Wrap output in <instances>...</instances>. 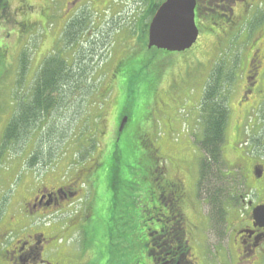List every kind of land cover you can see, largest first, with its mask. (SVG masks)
I'll return each instance as SVG.
<instances>
[{
  "label": "flooded vegetation",
  "instance_id": "flooded-vegetation-1",
  "mask_svg": "<svg viewBox=\"0 0 264 264\" xmlns=\"http://www.w3.org/2000/svg\"><path fill=\"white\" fill-rule=\"evenodd\" d=\"M48 1L49 18L52 22L59 18L64 30L85 8V13L94 11L101 0H62L65 10L60 17L62 5ZM196 3V24L203 18L214 33L234 34L233 40L242 46L239 79L244 83L238 102L230 108V121L234 113L238 118L233 166L223 153L227 167H236L226 171L231 199L225 202L224 214L204 213L198 177L187 167L173 162L171 169L166 163L153 165L146 186L140 179L119 185L116 194L110 173L96 174L100 168L94 162L73 180L38 187L22 210L1 225L3 264H264V0ZM9 4L0 0V36L9 18L18 26L19 12L26 16L24 4L11 13ZM118 131L113 145L120 139ZM228 133L229 126L225 146ZM117 196H124L121 207L114 205ZM133 198L142 208L131 204ZM61 214L69 215L61 221Z\"/></svg>",
  "mask_w": 264,
  "mask_h": 264
},
{
  "label": "rangeland",
  "instance_id": "rangeland-1",
  "mask_svg": "<svg viewBox=\"0 0 264 264\" xmlns=\"http://www.w3.org/2000/svg\"><path fill=\"white\" fill-rule=\"evenodd\" d=\"M9 1L10 13L17 11L22 4L27 10H24L26 16L23 17L21 11L18 15V23H23L25 29H19L20 24L13 25L9 18V22L5 23L9 26L5 25L0 36V57L4 54L0 60V147L5 128L16 109L17 97L30 92L45 59L54 52L61 51L64 57H69L72 52L64 50L61 20L57 18L52 22L49 18L48 0ZM57 1L61 7L62 0ZM64 8L62 5L57 11L58 17L63 15ZM147 11V5L140 0H101L98 7L90 12L96 18L90 41L95 40L96 44L90 48L94 51L93 58L87 54L86 60L93 61L90 66L93 68L92 79L99 85L97 92L87 101L83 100L81 93H75L70 102L79 110L77 115L72 113L69 120H65V110L60 112L59 126L72 130L65 140L51 142L50 150L55 154L53 160L44 152L45 156H40V163L35 169L29 168L27 155L29 148L33 152V144L23 152L14 148L0 155V228L9 222L12 214L22 210L38 187L51 188L61 181L73 180L82 168L87 169L92 163L100 162L101 156L104 159L111 152L109 147L113 146L117 129L120 132L121 122L127 113L132 123L136 118L143 117L137 137L133 140L137 152L143 153V159H137L138 162L141 160L137 183L140 178L143 186L148 184L144 171L147 165L157 163L159 158L162 159L160 165L166 163L171 169L173 162L177 167H187L189 174L198 177L201 152L197 141L202 132L200 104L205 85L218 63H225L226 69L235 68L237 58L239 61L240 55H243L242 46L233 40L236 38L234 34L226 37L212 33L208 23L207 26L202 24L197 42L186 52L168 56L145 48L140 50L135 45L142 38ZM145 43L148 44V30ZM23 54L27 58L24 74L21 68ZM130 57L143 60V68L141 65L137 68L129 66ZM133 65L138 64L133 62ZM239 76L240 71L237 81L229 89L230 108L238 102L244 83ZM130 81H134L132 86ZM237 119L234 113L224 147L230 165L234 162L232 145ZM131 125L123 133L122 140L129 137L128 131L132 133L137 129L131 128ZM47 147L48 144H43L41 149ZM227 166L225 169L235 171L236 167ZM102 169L94 172L97 174ZM238 181L239 178L235 179V182ZM240 189H243L242 185ZM199 200L208 215L210 207L204 202L202 194ZM134 201L138 209L142 208L140 200ZM68 215L61 214L58 219L62 221ZM40 222L44 223V218ZM7 239H12V235L8 234ZM3 248L1 245L2 253ZM3 263L4 259L0 260V264Z\"/></svg>",
  "mask_w": 264,
  "mask_h": 264
},
{
  "label": "trees",
  "instance_id": "trees-1",
  "mask_svg": "<svg viewBox=\"0 0 264 264\" xmlns=\"http://www.w3.org/2000/svg\"><path fill=\"white\" fill-rule=\"evenodd\" d=\"M140 1L143 3V0ZM165 1L144 0V4L148 7L146 13L147 21L143 27V31H141L142 38L135 46L140 50L145 48L150 52H163L171 56L173 54L166 51L155 48L149 50L145 43L150 20ZM95 20V17L93 18L90 13H85L84 11L74 17L66 26L62 35L63 47L66 51H72L71 55L64 57L61 51L49 55L43 62L37 77L34 79L30 92L24 94L21 98L17 97L16 109L2 137L0 155L14 148H20V151L23 152L33 144V152L31 153V148H29V155H27L26 164L29 165V168L35 169V166L40 163V156H45L44 152H47L49 159L53 160L55 154L50 150L51 142L54 140H65L68 132L72 130L70 127L67 130V128H64L65 126H59L60 112L66 111V115L64 116L66 117V121L69 120L72 113L77 115V110L79 109H76V106L70 102L75 97V93H81L83 100L87 101L86 99H90L97 92L99 86L92 79L94 75L90 64L93 61L86 60L87 54L93 58L94 51L90 48L94 47L96 43L95 40L90 41L92 38L90 32L92 31V26L96 24ZM202 20L204 19L202 18L200 23L197 22V26L198 24L200 25V28L198 26L200 31L203 24ZM208 23L206 22L205 25L207 26ZM211 32L214 33L212 30ZM85 40L87 41L86 43H84ZM3 51L5 52V50ZM3 56L4 54H2ZM2 57H0L1 61ZM134 59L136 58L130 57L128 59L129 66L137 68V66L141 65L143 68V60ZM133 62L138 65L134 66ZM26 64L27 58L23 54L21 57L23 74L26 70ZM239 71H241V61L240 59L238 61V58L234 69H226L225 63H218L205 85L200 104L202 132L197 142L198 148L204 156L198 164L197 187L199 194L203 195L204 201L210 207V215L217 217L224 214L222 209L226 205L225 202L231 199L230 184L228 179H226L228 172L225 169L226 164L223 161V153L231 114L229 89L237 81ZM133 82L130 81L129 85L132 86ZM125 115L129 121L120 132L118 131L120 139L113 145L110 155L104 158L105 161H103V156H101L100 162L97 165L98 168H103V172L107 175L110 173V182H112L116 194L119 185L137 183L136 177L139 176L138 172L141 171L138 167L141 160L138 162L137 159H143V153L137 152V146L133 142L135 137H137L136 132L143 122V117L136 118L132 123L130 121L131 116L128 113ZM129 125L133 126L131 128L137 129L132 133L128 131L129 137L122 140V135ZM43 144H48L49 148L47 147L45 150H42ZM87 154L90 156L89 152ZM160 160L162 159L159 158L157 163L153 165H159ZM151 166L147 165L144 171L145 177ZM134 191L136 192V190ZM132 200L133 204H135V198ZM123 201L124 196H121V198L117 196L115 197L114 205L121 207L123 206Z\"/></svg>",
  "mask_w": 264,
  "mask_h": 264
},
{
  "label": "water",
  "instance_id": "water-1",
  "mask_svg": "<svg viewBox=\"0 0 264 264\" xmlns=\"http://www.w3.org/2000/svg\"><path fill=\"white\" fill-rule=\"evenodd\" d=\"M196 0H166L154 14L148 28L147 48L182 53L197 42ZM123 119L121 126L127 122Z\"/></svg>",
  "mask_w": 264,
  "mask_h": 264
}]
</instances>
